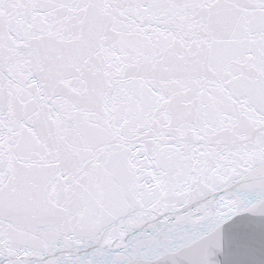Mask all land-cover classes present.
Returning <instances> with one entry per match:
<instances>
[{"label":"snow or ice","instance_id":"snow-or-ice-1","mask_svg":"<svg viewBox=\"0 0 264 264\" xmlns=\"http://www.w3.org/2000/svg\"><path fill=\"white\" fill-rule=\"evenodd\" d=\"M0 264H264V0H0Z\"/></svg>","mask_w":264,"mask_h":264}]
</instances>
